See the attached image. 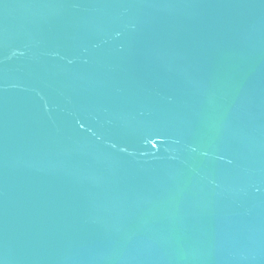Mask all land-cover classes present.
Returning <instances> with one entry per match:
<instances>
[{"label":"water","instance_id":"obj_1","mask_svg":"<svg viewBox=\"0 0 264 264\" xmlns=\"http://www.w3.org/2000/svg\"><path fill=\"white\" fill-rule=\"evenodd\" d=\"M0 264H264V0H0Z\"/></svg>","mask_w":264,"mask_h":264}]
</instances>
